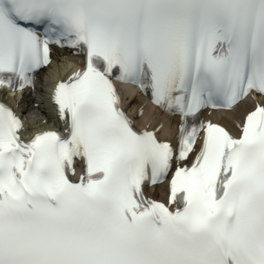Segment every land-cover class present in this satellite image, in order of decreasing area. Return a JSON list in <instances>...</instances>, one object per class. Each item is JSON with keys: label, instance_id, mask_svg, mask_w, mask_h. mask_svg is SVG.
<instances>
[{"label": "snow or ice", "instance_id": "1", "mask_svg": "<svg viewBox=\"0 0 264 264\" xmlns=\"http://www.w3.org/2000/svg\"><path fill=\"white\" fill-rule=\"evenodd\" d=\"M0 97V264H264V0H0Z\"/></svg>", "mask_w": 264, "mask_h": 264}, {"label": "bare ground", "instance_id": "2", "mask_svg": "<svg viewBox=\"0 0 264 264\" xmlns=\"http://www.w3.org/2000/svg\"><path fill=\"white\" fill-rule=\"evenodd\" d=\"M60 55H58L59 58ZM66 57V56H65ZM57 58V59H58ZM71 59L69 57H66V59H62L63 62H66L67 65L72 64V62L70 61ZM66 66L64 67H58L55 66L54 67V75L52 77L53 80H56L60 77V75L65 71ZM36 100L35 99H31L30 105H31V110L34 114H39L42 115L41 113L44 114V112H42L41 110H38V107L36 106ZM127 104L130 105H137V108L135 110V114H138V117L140 119H142V123L145 125H149L151 123H153L155 120H159L161 122H165L169 125L170 128L174 129L175 128V123L173 121V118H170L167 115L161 114L159 113L156 109H154L153 107H151L150 105L147 104V102H145V100H143L142 98H140L139 96H135L133 94L128 96V101ZM253 104L251 102H244L241 106L240 109H237V111H240L242 108L247 107V106H252ZM147 106L146 108V112L143 116L139 115V110L143 107ZM38 110V111H37ZM39 112V113H38ZM43 116V115H42ZM43 118H45V120H47L48 122L53 121V119L48 116L45 115L43 116ZM217 119H223L226 120L227 123L231 126L233 125V121L231 119V117L229 116L228 113H223L219 116H217ZM43 124H39V127L43 128ZM172 133L169 132L167 129L164 131L163 137L166 138H171Z\"/></svg>", "mask_w": 264, "mask_h": 264}]
</instances>
